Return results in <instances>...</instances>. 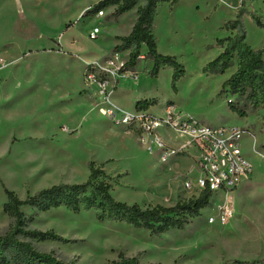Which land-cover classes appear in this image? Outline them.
Returning a JSON list of instances; mask_svg holds the SVG:
<instances>
[{
  "label": "rangeland",
  "instance_id": "1",
  "mask_svg": "<svg viewBox=\"0 0 264 264\" xmlns=\"http://www.w3.org/2000/svg\"><path fill=\"white\" fill-rule=\"evenodd\" d=\"M99 0H0V234L14 225L3 210L4 187L22 199L27 194L60 182H82L89 176L88 162L107 161L105 170L115 198L144 207L173 206L198 197L185 188L193 182L194 160L184 155L161 160L139 139L132 126L108 119L104 97L87 80V64L116 57L126 61L129 50L116 52L117 36L127 35L137 7L114 18L115 6L103 14H87ZM264 16V0H181L163 3L155 21L157 49L181 61L186 73L172 88L173 68L148 75L152 60L141 56L134 71L119 80L111 102L123 111L136 112L135 98L156 99L149 112L161 116L169 101L186 114L213 126L248 129L241 139L243 154L252 166L251 178L230 194L213 195L183 229L160 235L130 224L100 221L95 210L74 213L65 207L33 212L24 207L27 229L52 230L64 241L38 242L71 264H111L120 253L137 256L142 264H219L222 260L264 259V106L249 108L246 117L218 95L237 63L224 73L205 67L221 52L219 40L230 31L221 26L235 19L240 7ZM246 41L264 45V29L243 15ZM96 38H91L94 28ZM241 103V102H240ZM170 145L183 138L160 130ZM195 155L196 150L190 149ZM229 206L223 218L221 208ZM213 218V222L210 219Z\"/></svg>",
  "mask_w": 264,
  "mask_h": 264
},
{
  "label": "trees",
  "instance_id": "2",
  "mask_svg": "<svg viewBox=\"0 0 264 264\" xmlns=\"http://www.w3.org/2000/svg\"><path fill=\"white\" fill-rule=\"evenodd\" d=\"M181 0H99L87 14H96L107 7L115 6L114 18L137 7L135 22L127 35L117 36L119 43L116 52L129 50V58L122 70L134 71L141 56L143 46L146 57L152 60L148 71L151 77H157L160 70L169 65L173 68L172 88L177 92V84L184 77V64L176 56L165 55L157 49L155 21L158 7L169 3L171 7ZM247 13L255 24L264 29V16L240 7L235 19L226 21L221 28L230 34L219 40L221 52L205 67L208 73H224L236 61V70L225 80L218 95L225 92L237 96L229 101L230 107L240 116L246 117L249 108L254 110L264 106V45L253 48L246 41L247 31L243 15ZM241 102V103H240ZM158 104L156 99L141 98L136 102V109L148 110ZM107 161L88 162L89 176L82 182H60L40 189L33 194L20 198L15 191L4 187L6 201L3 210L14 218V225L4 234H0V264H71L58 258L53 252L36 249L28 239L38 242L64 241L65 238L52 230L27 229V222L32 220L24 207L33 212H47L65 207L80 213L95 210L100 221H114L130 224L135 228H144L152 234L160 235L170 229H183L193 218L201 215V210L209 206L212 192L201 191L198 197L177 203L173 206L157 205L144 207L139 203L118 200L112 194L113 184L105 170ZM111 264H142L137 256L123 253ZM162 264V263H150ZM219 264H264V259L222 260Z\"/></svg>",
  "mask_w": 264,
  "mask_h": 264
},
{
  "label": "built area",
  "instance_id": "3",
  "mask_svg": "<svg viewBox=\"0 0 264 264\" xmlns=\"http://www.w3.org/2000/svg\"><path fill=\"white\" fill-rule=\"evenodd\" d=\"M98 13L103 14V10ZM98 33L99 28L95 27L91 38H96ZM124 63L125 61L116 56L87 64V80L96 84L99 94L104 97L105 107L101 111L115 124L132 126L150 152L155 144L161 151L163 162L195 149L196 154H191L194 160L191 169H197L199 175L194 182L190 176L187 177L185 188L198 195L205 189L210 190L213 195L230 194L251 176L252 166L243 154L240 144L244 135L249 133L248 129L206 124L198 118L184 114L172 101L165 104V112L161 116L146 109L123 111L113 105L112 93L119 80L129 71L122 70ZM162 128L184 141L176 145L168 144L161 137ZM221 211L224 218L229 214L230 208L224 205ZM210 222H213V218Z\"/></svg>",
  "mask_w": 264,
  "mask_h": 264
},
{
  "label": "crops",
  "instance_id": "4",
  "mask_svg": "<svg viewBox=\"0 0 264 264\" xmlns=\"http://www.w3.org/2000/svg\"><path fill=\"white\" fill-rule=\"evenodd\" d=\"M133 24H134V22H133ZM133 24H131V26H130V28H129V32L131 31ZM129 32H128V33H129ZM128 33H127V34H128ZM139 99H141V98H138V99L135 98V108H136V102H137ZM147 99H148V98H147ZM151 107H152V106H151ZM174 145H175V144H174ZM182 155H184V157H186V158H188V157H189V158H191V157L193 158V156L190 154V152H186V153H184V154H181V155H179V157H181ZM250 178H251V176H250L248 179H250ZM246 180H247V179H246Z\"/></svg>",
  "mask_w": 264,
  "mask_h": 264
}]
</instances>
